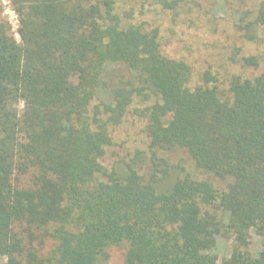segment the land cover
Returning <instances> with one entry per match:
<instances>
[{"label": "trees", "instance_id": "16d2710c", "mask_svg": "<svg viewBox=\"0 0 264 264\" xmlns=\"http://www.w3.org/2000/svg\"><path fill=\"white\" fill-rule=\"evenodd\" d=\"M9 2L0 264H264V0H222L232 39L214 0ZM167 14L202 35H162Z\"/></svg>", "mask_w": 264, "mask_h": 264}, {"label": "rangeland", "instance_id": "374dc122", "mask_svg": "<svg viewBox=\"0 0 264 264\" xmlns=\"http://www.w3.org/2000/svg\"><path fill=\"white\" fill-rule=\"evenodd\" d=\"M0 7L2 9L3 18L5 19V21L8 22L12 32H14V34H15L16 39L19 41L18 34L16 33V30L18 27L17 16H16L15 12L13 11L9 0H0ZM209 8H210L209 16L212 15L213 18L218 22V24L220 26V30L215 35L222 36V35L226 34V35H228V37L230 39H232L233 38V30H234V26H233L234 21L235 22L237 21L236 13H230V15L228 16V11L223 7L222 0H214L213 4ZM159 17H161V16L157 14V18H159ZM180 17H181V15H180ZM147 18L151 19V17H149V16ZM169 20H170L169 14L162 16V27H161V30H162L161 34L162 35L163 34L164 35H166V34L175 35V37L177 38L178 41H180V38H183V40H187V41H191V42L197 41L196 35L200 33V30L197 29L196 27H189V26L186 29L185 25H184V23L187 22L186 17H182L181 19H179L177 21V24L174 25L173 27H169L170 26ZM167 21L169 22V25L167 24ZM167 25H168V28L166 29ZM203 27L205 30H207V28L205 26H203ZM222 29L224 31H221ZM201 35L202 34L200 33V36ZM237 44L242 45L240 40L237 41ZM170 49L174 52V50L171 47L168 48V50H170ZM177 53H179V52H177ZM171 54L175 55V53H171ZM109 69H112V66H110ZM114 70L121 71L120 68L117 66H115ZM18 107L21 109V107H22L21 103L18 104ZM122 125L124 127H126L127 125H133L131 127V130L129 129L127 132V134L130 135L131 140H126V145L130 149L131 148H143V145H145V138L138 131V125H140V124L139 123L130 124L128 122H125ZM117 142H118V140L115 139V146H114L115 149L119 148V146L116 145ZM112 148H113V146H112ZM119 149H121V148H119ZM120 151H122V149ZM182 154L183 153L178 150V152L172 153L171 156L175 157V158H179V157H182ZM249 240H250L249 241V247H248L249 251H251L253 253L257 252L260 248V238L255 233H253V231H252ZM118 250H115L112 252L111 261L119 264L121 262L122 252H121V250H119V251ZM230 250H231V238L230 239H224V238L219 237L217 240V244L213 250L214 253L217 254V256L219 258H221L223 256L228 255ZM4 259L5 258L3 256H0V263H2L4 261Z\"/></svg>", "mask_w": 264, "mask_h": 264}]
</instances>
